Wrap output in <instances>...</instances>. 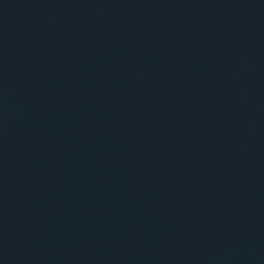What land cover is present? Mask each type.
<instances>
[{
    "label": "water",
    "instance_id": "water-1",
    "mask_svg": "<svg viewBox=\"0 0 264 264\" xmlns=\"http://www.w3.org/2000/svg\"><path fill=\"white\" fill-rule=\"evenodd\" d=\"M0 264H264V0H0Z\"/></svg>",
    "mask_w": 264,
    "mask_h": 264
}]
</instances>
